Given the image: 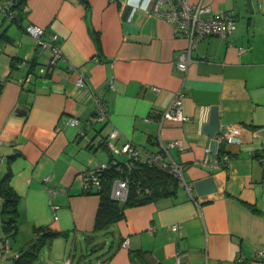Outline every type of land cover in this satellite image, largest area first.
Returning a JSON list of instances; mask_svg holds the SVG:
<instances>
[{
	"label": "crops",
	"instance_id": "crops-1",
	"mask_svg": "<svg viewBox=\"0 0 264 264\" xmlns=\"http://www.w3.org/2000/svg\"><path fill=\"white\" fill-rule=\"evenodd\" d=\"M153 1L26 0L19 23L0 21V182L8 173L19 198L17 232L8 256L0 246V264L33 248L37 227L58 233L50 248L72 240L61 264H103L111 251L104 264H133L129 251L139 249L160 264H264L257 254L264 249V0L252 11L244 0H205L214 12L232 13L237 27L226 38L198 42L185 74L175 58L187 39L152 13ZM28 24L57 34L62 57L54 65L51 51L24 30ZM177 91L185 119L160 126L149 115ZM93 94L103 101L105 121L91 119ZM71 117L78 124L66 123ZM229 124L241 127L239 141L222 144L217 135ZM112 129L118 147L128 141L157 151L181 140V149L163 153L182 165L193 198L179 183L174 195L126 207L123 219L93 233L99 196L85 189L83 172L109 164L102 141ZM221 152L230 157L225 167L215 166ZM2 204L0 196V241ZM176 223L181 229L170 230Z\"/></svg>",
	"mask_w": 264,
	"mask_h": 264
},
{
	"label": "built area",
	"instance_id": "built-area-1",
	"mask_svg": "<svg viewBox=\"0 0 264 264\" xmlns=\"http://www.w3.org/2000/svg\"><path fill=\"white\" fill-rule=\"evenodd\" d=\"M12 0H0V18L6 17L11 19L13 17V11L10 6ZM165 5L164 9L161 6ZM23 11H26L24 6ZM151 11L153 14L163 17L168 21L175 33L179 36L187 39V45L180 49L175 58L176 68L183 74L186 73L189 64L193 61L192 51L198 42L203 40L210 34L218 35L220 38H226L232 35L237 27L236 19L234 15L227 11L214 12L211 5L205 0H154L151 5ZM1 21V19H0ZM24 30L31 35L38 46L46 48L51 51V57L49 60L50 65H54L56 60L62 57L61 50L57 45V34L47 32L45 28L28 24ZM240 51H244L240 48ZM25 60L20 61L19 65H24ZM32 77V73L29 72L25 76L19 78L21 85L27 84ZM76 84L79 87L84 86L85 77L78 73ZM155 91L157 88H153ZM184 94L181 91H177L172 101L163 110L157 113H151L149 116L154 114L159 125H163L165 121H183L185 119L182 112V100ZM94 99V114L91 116L93 121H105L107 119V111L103 105L101 98L97 94H93ZM150 118V117H149ZM79 120L77 117H71L66 119V123L70 125L78 124ZM241 133V127L238 124L225 125L218 133L217 139L222 144L236 143L239 141ZM119 133L117 129H112L107 136L104 138V143L111 154V160L109 164L117 165L120 160L117 159V155H125L124 160L125 166L130 168L131 164L135 160H140L151 166L160 168L167 173L175 177L179 183L185 184L183 177V167L181 164L176 163L170 159H167L163 152H167L170 148L181 149V140H170L165 144H160V149L152 151L146 148H139L132 143L126 141L120 147L115 144V140ZM208 149H205V153ZM2 158L0 153V159ZM230 160L229 154L221 152L219 158L215 162L217 167H225ZM207 163V155L202 161ZM109 164H100L95 170H85L83 172V180L85 189L96 190L100 187L99 182V171L108 167ZM120 169V167H119ZM47 178V177H45ZM191 198V187L185 184ZM128 180L127 178H115L111 185V196L117 200H124L127 194ZM52 209H57V205H51ZM56 219V215L54 214ZM181 224L176 223L170 226V230L179 231ZM153 231V228L150 229ZM126 246L125 242L122 244ZM3 256H8L11 252V242L8 237L3 238L0 241ZM258 256L264 259V249H260L257 252ZM241 262V259H238ZM179 264V260H176ZM62 264H69L68 261H64Z\"/></svg>",
	"mask_w": 264,
	"mask_h": 264
},
{
	"label": "trees",
	"instance_id": "trees-1",
	"mask_svg": "<svg viewBox=\"0 0 264 264\" xmlns=\"http://www.w3.org/2000/svg\"><path fill=\"white\" fill-rule=\"evenodd\" d=\"M25 1L12 0L10 8L13 11V17L9 19L10 21L19 23L20 16L24 13ZM5 18L1 17L0 19L3 20ZM98 96L100 97V95ZM98 173L100 187L94 192L99 196V206L95 216L93 233L105 232L111 225L123 219L126 207L174 195L179 186V181L171 174L140 160L133 161L130 168L125 166L124 160L117 165L109 164L108 167L101 169ZM115 178H127L128 180L127 194L124 200H117L111 196V185ZM8 179L9 174L7 173L0 182V196L3 198L1 216L2 227L6 237L12 239L17 232L16 215L19 198L10 187ZM90 192L93 191L90 190ZM35 233L33 248L19 254L13 264H32L38 256L35 246L40 247L47 244L51 238L58 234L47 227H37L35 228ZM96 248L93 247L92 249L94 251L98 250V247ZM112 253L113 251L109 253L107 258L102 259L103 264L110 258ZM129 257L133 264H160L155 260L151 252L147 250H130Z\"/></svg>",
	"mask_w": 264,
	"mask_h": 264
},
{
	"label": "rangeland",
	"instance_id": "rangeland-1",
	"mask_svg": "<svg viewBox=\"0 0 264 264\" xmlns=\"http://www.w3.org/2000/svg\"><path fill=\"white\" fill-rule=\"evenodd\" d=\"M6 25V23H4ZM4 25V26H5ZM125 157V155H117L118 159H121L122 157ZM62 242H57V244H55L54 248H50V246L47 245H42L40 246V251H39V256L38 259L36 261L37 264H61V261L67 257L70 252L73 250V246H72V240L69 239L68 241H64V240H59ZM32 242V241H31ZM125 244H127L126 241H124ZM122 242V244L124 243ZM77 249H75L74 253V263L76 262L77 258L80 255V249H79V244L77 243L76 245ZM85 246V245H84ZM57 247V248H56ZM91 247V246H90ZM100 255V253H98ZM89 258H92L91 254L89 253ZM86 261H88L86 258H82V260H80V263H85ZM93 261V259H92Z\"/></svg>",
	"mask_w": 264,
	"mask_h": 264
},
{
	"label": "water",
	"instance_id": "water-1",
	"mask_svg": "<svg viewBox=\"0 0 264 264\" xmlns=\"http://www.w3.org/2000/svg\"><path fill=\"white\" fill-rule=\"evenodd\" d=\"M245 4L247 5L250 11L256 10L257 8V0H244Z\"/></svg>",
	"mask_w": 264,
	"mask_h": 264
}]
</instances>
